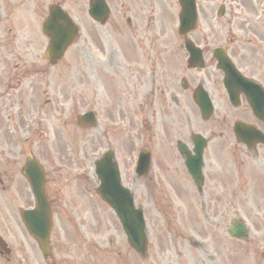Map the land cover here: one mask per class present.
<instances>
[{
  "label": "flooded vegetation",
  "instance_id": "af4514ba",
  "mask_svg": "<svg viewBox=\"0 0 264 264\" xmlns=\"http://www.w3.org/2000/svg\"><path fill=\"white\" fill-rule=\"evenodd\" d=\"M0 1V211L12 234H18L23 228L21 214L33 203L24 176L27 161L39 160L48 172L47 191L48 185L56 183L49 178L62 176L60 144L52 158L46 145L59 137L57 120L58 116L63 120L60 107L67 100L63 83L54 84L61 87V96H49L43 43L26 22L11 19L9 0ZM174 1L106 0L110 16L102 26L92 21L89 32L94 52L87 69L88 91L72 90L71 102L88 103L98 119L90 129L91 140L101 137L117 152L127 149L129 133L140 128L152 169L138 181L183 188L187 199L202 203L205 211L218 218L224 205L235 201L234 187L241 179L256 175L264 185V121L254 115L244 96H239L238 107L231 104L217 59L218 54L227 56L243 76L264 89V0L199 1V24L190 39L200 49L202 69L189 66L185 37L167 34L174 28ZM100 33L105 34L106 44ZM38 87L41 95L33 96ZM25 88L30 92L24 98ZM201 92L214 104L209 121L203 120L195 102ZM237 124L257 129L262 139L246 146L237 137ZM195 135L207 138L200 191L181 154L184 148L196 166ZM30 136L33 139L25 145L24 139ZM249 159L256 162L252 172ZM27 244L19 239L18 246L7 245L9 254L0 251V258L6 264H30Z\"/></svg>",
  "mask_w": 264,
  "mask_h": 264
},
{
  "label": "rangeland",
  "instance_id": "374dc122",
  "mask_svg": "<svg viewBox=\"0 0 264 264\" xmlns=\"http://www.w3.org/2000/svg\"><path fill=\"white\" fill-rule=\"evenodd\" d=\"M45 0H30V5L35 6L36 3H41ZM67 11L75 17V21L84 19L85 12L82 13V6H79L76 0H48V3L59 2ZM16 3H19L17 0ZM80 3V1H79ZM33 26L38 20L36 16L32 17ZM88 19L87 15L85 17ZM81 22V21H80ZM173 29L167 34L172 36ZM84 55H79L80 48L73 47L66 58L61 61L53 74L51 81L46 83L45 89L52 99H57L61 96V87H56L54 84H62L64 88L70 91L64 92L63 99L71 102L73 91H81L87 93L89 88L88 80V50L87 45L82 47ZM60 73V74H59ZM75 77V81L72 80ZM52 84V85H51ZM61 86V85H60ZM30 90L25 88L22 96L25 98ZM42 88L38 87L32 92L33 96L41 95ZM62 103L61 100L57 102ZM66 102L65 100H63ZM82 102V101H81ZM74 103V102H73ZM73 103H70L65 108L68 110ZM85 105V104H84ZM82 105V106H84ZM76 108V112H82L83 107ZM49 111L51 109L49 108ZM67 132L66 138L62 141L64 145H69V149L79 159V164L84 163L85 159L89 157L86 167H77L76 176L73 178H64L61 182L60 188L54 198V229L52 241L55 242V251L57 260L60 264H238L235 263L233 255L234 243L227 240L226 237L217 238L213 236L212 239L199 236V234L189 225L185 226V231L189 233L188 242L183 241V237H176L171 230H162L161 222H165L168 226L169 219L161 217L154 212L150 203H145V208L148 216V223L151 231V241L148 253V261H142L128 246L126 238L121 230V227L114 216L111 209L101 201L96 194L97 180L93 172V165L91 163V149L87 144L86 139L80 137L81 131L77 130V137L74 139V126L72 124H65L63 126ZM86 142L84 144V142ZM83 142V143H82ZM133 144L134 141H129ZM102 148L99 152L104 150L103 141H99ZM132 144V145H133ZM65 150H68L66 148ZM133 149H126L123 157H126L131 162ZM97 157V156H96ZM129 162V166H130ZM70 164H74L70 161ZM76 168V167H75ZM86 175H88L86 177ZM91 179V180H90ZM93 183V184H92ZM96 185V186H95ZM126 185L135 192L136 205H141L139 189L135 182L126 183ZM60 194V195H59ZM147 201V198H144ZM238 210V218L246 221L250 227L252 234L258 236V242L255 245V255L257 263L253 259V255L248 253L246 259H240L239 264H264L261 254L264 252V232L255 233L254 231L260 229L263 225L262 221H255L256 217L262 216L264 213V204L252 198L249 195L247 200H241ZM138 203V204H137ZM168 206L167 203L162 204ZM184 209L183 203L177 204ZM261 207V208H259ZM156 211L159 209L156 207ZM157 219V222L154 219ZM180 220H182L180 218ZM204 223V221L202 220ZM229 220L226 221V225ZM205 224V223H204ZM158 225V227H157ZM206 225V224H205ZM169 227V226H168ZM172 233V234H171ZM12 240H16L14 236H10ZM26 239V237H25ZM192 240V241H191ZM28 241V240H27ZM25 241L24 243H27ZM198 244L195 247L192 242ZM30 253H32L31 264H40L41 256L36 243L30 240ZM239 260V258H236ZM244 262V263H243Z\"/></svg>",
  "mask_w": 264,
  "mask_h": 264
},
{
  "label": "water",
  "instance_id": "95a60500",
  "mask_svg": "<svg viewBox=\"0 0 264 264\" xmlns=\"http://www.w3.org/2000/svg\"><path fill=\"white\" fill-rule=\"evenodd\" d=\"M191 8V9H190ZM190 12H192V14L194 13V5L188 6V7H184L183 9V15H182V28L183 29H189V23L191 21L190 19ZM63 19H66L67 21V17L65 14L62 15ZM193 19V18H192ZM194 20V19H193ZM66 21H64V25L65 27L67 26ZM100 174V179L102 180V183H106L105 180L108 177V174L110 173V170L106 167H102L100 169V171L98 172ZM106 187L102 186V192L106 191ZM101 193L102 197L104 199H107L108 202L113 206H117V211H121L122 209V213H124V219L122 221H125L126 227L127 228H132V226L130 225V222H135V220H133L132 218H130L129 216H127V212H125L123 210V207L121 208V204L119 203V201L117 199L111 198L109 199L104 193ZM125 206V205H124ZM46 205L44 203L39 202L38 206H37V213L41 214V215H45V219L43 218V220L40 222V224H33L32 227L29 229L31 234L40 242V245L42 247V251L44 252V254H46V252L48 251V237H49V229H50V221H49V215L47 214L46 211ZM47 221V222H46ZM137 226V223H134ZM134 236L130 235L129 237V243L130 245L141 255L143 256L145 254V239L144 236H138L136 233Z\"/></svg>",
  "mask_w": 264,
  "mask_h": 264
}]
</instances>
